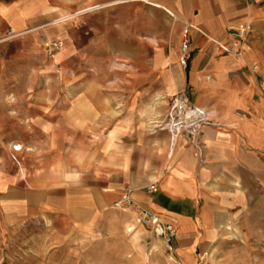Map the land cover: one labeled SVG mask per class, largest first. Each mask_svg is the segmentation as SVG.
<instances>
[{"label":"crops","instance_id":"crops-1","mask_svg":"<svg viewBox=\"0 0 264 264\" xmlns=\"http://www.w3.org/2000/svg\"><path fill=\"white\" fill-rule=\"evenodd\" d=\"M150 1L158 2L171 16L173 31L171 51L161 58V63L172 66V70L166 69L158 76L162 84L148 89H154L164 105L154 115L149 111L148 116L154 120L165 115V97L184 90L191 103L205 107L221 125H207L193 143L186 135L173 139L167 130L137 121L135 116L130 119L124 111L107 112L99 128L91 122L88 139L92 152L88 161L101 162V173L86 175L79 190L82 194H95L96 201L78 206L77 189L72 185L50 183L33 187L0 175V179L4 178V182L0 181V203L7 212H20L24 218L47 219L66 214L76 217L77 211H94L97 204L113 207L131 187L136 203L175 225L174 244L184 264H199L202 255L213 264L231 236H236L230 235L234 228L243 232L248 226L260 227L263 222L254 220L256 212L264 218V91L260 88L264 75V0ZM105 6L89 7L52 23L45 21L35 0H0V39L9 28L20 33L0 41V81L5 83L0 88V97L4 98L0 115L6 122H10L7 119L11 120L14 112L28 117L54 109L30 106L27 102L19 107L12 105L13 93L6 82L7 75H11L13 46L48 47L50 41L59 39L50 37L46 27ZM230 27L247 30L240 56L229 51L233 41ZM186 37L190 51L184 67L179 51ZM154 42L149 29L150 48ZM152 63L155 67L156 55ZM20 97L28 99V93ZM6 122L4 127L11 123ZM96 128L102 130L95 136ZM10 137L6 135L5 140ZM153 183L156 190L150 192L148 186Z\"/></svg>","mask_w":264,"mask_h":264},{"label":"rangeland","instance_id":"rangeland-1","mask_svg":"<svg viewBox=\"0 0 264 264\" xmlns=\"http://www.w3.org/2000/svg\"><path fill=\"white\" fill-rule=\"evenodd\" d=\"M114 1L35 0L45 21L52 23L89 7L106 6L46 27L50 37L64 43L52 55L47 45H15L10 53L11 75H7L6 87L12 90V105L27 102L54 109L28 117L14 112L7 119L11 123L0 115V175L33 187L72 185L77 189L78 206L98 199L95 194L79 192L86 175L101 173V162L88 161L91 122L99 128L101 118L117 110L148 124L158 125L164 117L151 120L148 116L149 111L154 115L164 105L154 89H148L162 84L158 76L172 70L161 58L171 51L173 20L156 1L127 0L111 5ZM149 29L155 37L152 48ZM4 85L0 81V88ZM26 93L28 99L20 97ZM170 97H165L168 103ZM5 122L9 127L3 126ZM100 130L93 129V134ZM6 135L11 137L5 140ZM96 206L94 211L78 209L83 211H77L76 217L66 214L43 219L11 214L0 203V264L166 263L164 241L151 227L138 222L133 207ZM258 214L254 220H262V225L248 226L243 232L234 228L230 235L236 236H231L213 264H264V218ZM208 262L212 263L205 260L203 264Z\"/></svg>","mask_w":264,"mask_h":264},{"label":"built area","instance_id":"built-area-1","mask_svg":"<svg viewBox=\"0 0 264 264\" xmlns=\"http://www.w3.org/2000/svg\"><path fill=\"white\" fill-rule=\"evenodd\" d=\"M228 31L233 36V41L229 47V51L236 56H240L242 53V40L246 36V28H228ZM20 33H17L14 28H9L6 35L0 39V41H6L17 37ZM63 40H54L48 45V54L52 55L55 50L60 49L63 46ZM190 42L188 38L182 40L180 45V62L186 67L189 62ZM260 88L264 91V75L260 80ZM221 125V122L214 121L210 113L205 107L195 105L190 102L187 94L184 90H179L171 95L168 109L158 126L161 129L167 130L173 139L179 135L188 136L194 143L196 137H198L204 127L207 125ZM150 192L156 190V184H152L148 187ZM135 207L138 211L137 220L142 225L149 226L153 229L154 233L164 241V254L165 264H184L182 257L178 254L174 239L177 234V229L172 222L165 221L159 214L153 213L147 209H144L135 202L132 197V190L126 189L124 195L117 199L114 203V207ZM204 255L201 256L199 264H203L205 261ZM207 264H212L208 262Z\"/></svg>","mask_w":264,"mask_h":264},{"label":"bare ground","instance_id":"bare-ground-1","mask_svg":"<svg viewBox=\"0 0 264 264\" xmlns=\"http://www.w3.org/2000/svg\"><path fill=\"white\" fill-rule=\"evenodd\" d=\"M87 10H88V9H87ZM85 11H86V10H85ZM68 18H70L69 15H68V16H65V17H63V18H61V19H64V20H65V19H68ZM60 21H61V20H60Z\"/></svg>","mask_w":264,"mask_h":264}]
</instances>
